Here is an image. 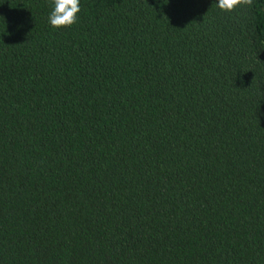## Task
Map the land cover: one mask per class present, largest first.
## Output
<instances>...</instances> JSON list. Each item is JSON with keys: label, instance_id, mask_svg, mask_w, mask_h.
I'll use <instances>...</instances> for the list:
<instances>
[{"label": "trees", "instance_id": "obj_1", "mask_svg": "<svg viewBox=\"0 0 264 264\" xmlns=\"http://www.w3.org/2000/svg\"><path fill=\"white\" fill-rule=\"evenodd\" d=\"M80 9L0 0V264H264V0Z\"/></svg>", "mask_w": 264, "mask_h": 264}, {"label": "clouds", "instance_id": "obj_2", "mask_svg": "<svg viewBox=\"0 0 264 264\" xmlns=\"http://www.w3.org/2000/svg\"><path fill=\"white\" fill-rule=\"evenodd\" d=\"M249 0H215L218 8L232 11L237 6ZM51 11L48 14V23L52 28L70 27L79 19L80 0H50ZM22 27V25L18 26Z\"/></svg>", "mask_w": 264, "mask_h": 264}]
</instances>
